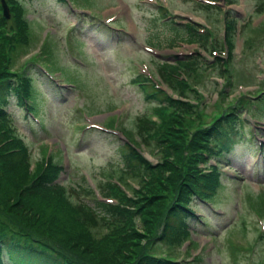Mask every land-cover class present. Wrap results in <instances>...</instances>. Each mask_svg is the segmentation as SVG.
Here are the masks:
<instances>
[{
    "label": "rangeland",
    "instance_id": "rangeland-1",
    "mask_svg": "<svg viewBox=\"0 0 264 264\" xmlns=\"http://www.w3.org/2000/svg\"><path fill=\"white\" fill-rule=\"evenodd\" d=\"M2 1L5 60L10 54L14 68L43 60L56 74L51 81L54 77L43 66L42 72L34 65L31 69L44 128L14 102L8 108L13 132L24 137L27 147L24 167L29 174L21 188L33 191V178L52 170L50 178L65 188L51 196L52 202L72 212L93 246L106 240L92 250L93 261L127 264L144 251L176 264H264L262 141H238L235 152L217 166L212 164L216 159L198 161L193 150H205L197 137L205 139L207 133L200 131L212 126L230 103L261 108L262 100L252 102V96H264V0H67L69 5L60 0H4L8 19ZM75 2L86 7L75 10ZM187 23L202 31L197 39L207 32L213 44L205 50L191 43L194 35L189 36ZM175 31H181L182 39L170 42ZM152 43L156 47L147 51ZM177 57H198L201 62L160 70L161 62L172 64ZM165 78H174L187 98L177 99L178 92L170 90ZM154 87L174 95V108L147 98ZM140 117H148L152 127L142 129ZM255 117L261 119L252 115L249 122H256ZM244 129L248 134V127ZM260 129L264 134V125ZM12 134L7 135L9 142L18 143ZM127 141L148 163L141 175L131 173L129 159L140 160L121 148ZM192 166H198V175L215 171V194L209 203H190L202 220L187 225L176 221L168 230L176 173ZM95 200L120 207L122 213L98 217L97 225L86 223L79 206H95ZM8 219L0 205V224Z\"/></svg>",
    "mask_w": 264,
    "mask_h": 264
},
{
    "label": "trees",
    "instance_id": "trees-1",
    "mask_svg": "<svg viewBox=\"0 0 264 264\" xmlns=\"http://www.w3.org/2000/svg\"><path fill=\"white\" fill-rule=\"evenodd\" d=\"M60 1L66 2L65 0ZM168 24L170 23H165V26ZM1 26L6 27L4 24H1ZM186 26L190 33L189 36L194 35L195 37L197 31L193 25L187 24ZM172 29L177 28L172 27ZM180 33L181 31H175L176 37H172L170 42L175 38L182 39L179 35ZM191 40L193 41L194 38ZM195 40L196 42L201 41V45L205 49H208L211 43L208 41L209 36L207 33L203 34V38H200V41H197L196 37ZM5 56L6 51L3 50V43L0 41V62L3 63V65H0V148L4 147L3 154H0V157H2L0 158V205L9 213V221H3L0 224V264H80L79 260L98 264L93 261L95 258L92 250L97 249V246L99 244L102 245L106 240L105 242L96 240V244L93 246L89 242L90 238L84 236L83 225L74 223L72 212L70 214L63 209L61 204L52 202L51 196L53 194L57 196L64 193L65 190L63 185H56L50 178L54 177V174H49L52 170L46 175L42 173V177H37L36 179V175L33 178L35 180L33 182L34 185L32 184L33 191L26 192L21 188L22 184L28 180L24 176L29 174V171L24 167L27 147L23 143L24 140L13 132L15 129L13 117L7 108L13 102L26 110H34L36 108L34 103L35 84L30 71L33 64L14 68L10 61L11 55L7 56V60H5ZM6 61L7 64L4 65ZM199 62L201 60L198 57L183 62L176 60L173 64L163 61L161 63V71L168 70L169 66L178 69L179 64L189 65ZM173 79L168 80L165 78V81L173 91L178 92V96L187 97L183 88L175 83ZM147 97L155 98L159 103H165V106L173 108L175 106V103H173L174 98L159 89H155L152 93H147ZM237 108V105L230 104L227 114L223 115V113H220L219 115L221 116L218 115L216 119L212 120L213 122L210 124H213L212 126L200 131L201 133H207V136H205V139L200 136L197 137V141L199 140V143L205 149H193L196 151L197 157L199 156L198 161L207 162L209 158H214L216 163L219 164L220 161L218 159L225 152H235V145L238 141L241 142V136H243L242 128H244L242 125L244 119L240 115H236ZM139 120L142 129L152 127L150 125L151 120L148 117H140ZM140 133L142 132L140 131ZM9 134H12L14 136L13 139L17 140L18 143H10L7 137ZM212 142L214 145H212ZM129 145L122 144L121 148L127 147L129 153H133L136 156V153L133 152L134 148L131 149ZM125 155L127 157L126 153ZM137 158L141 163L131 158L128 163L132 165L130 166L132 174L141 175L142 168L148 167V163L146 161L142 162L141 157ZM51 167L53 166L50 165L49 169ZM197 168L198 166H192L186 171L180 172L178 170L176 173L178 178L174 182L177 183L175 189L177 196L172 201L167 213L166 227H168V230L176 226L174 224L176 221L181 225H187V221L195 217L190 204L192 201L196 199L207 200L208 196H214L215 194L216 183H219L218 179L213 180V176H216L215 171L198 175L195 172ZM124 170L129 172L126 169ZM87 190L92 192L90 189ZM18 197L20 198L19 200ZM13 200L16 201L13 202ZM22 200L25 201L23 205H17ZM94 204L95 206H90L83 203L79 206L82 212L81 220L97 225L98 217L109 219L114 214L122 213L121 208L115 205L108 206L98 200ZM42 224L48 226L47 229ZM111 239L114 240L115 238ZM104 248H107V245ZM127 264H176V261L159 258V256H155L152 253L146 254L141 251L133 259L129 260Z\"/></svg>",
    "mask_w": 264,
    "mask_h": 264
},
{
    "label": "water",
    "instance_id": "water-1",
    "mask_svg": "<svg viewBox=\"0 0 264 264\" xmlns=\"http://www.w3.org/2000/svg\"><path fill=\"white\" fill-rule=\"evenodd\" d=\"M4 7H5V14L8 17V7H6L5 3H4Z\"/></svg>",
    "mask_w": 264,
    "mask_h": 264
}]
</instances>
